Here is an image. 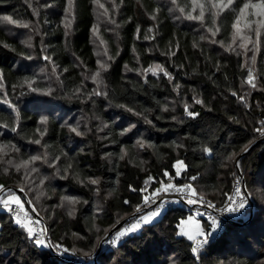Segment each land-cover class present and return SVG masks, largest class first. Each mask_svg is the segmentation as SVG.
I'll return each mask as SVG.
<instances>
[{
  "label": "trees",
  "instance_id": "obj_1",
  "mask_svg": "<svg viewBox=\"0 0 264 264\" xmlns=\"http://www.w3.org/2000/svg\"><path fill=\"white\" fill-rule=\"evenodd\" d=\"M239 1L233 5L237 10ZM178 3L189 5V0ZM97 5L93 0H74L75 17L70 13L71 28L65 36L62 21L67 0H0V17L11 16L39 29L30 45L25 43L29 28L0 20L4 84L0 89V125L9 124L8 129L0 126V142L19 149L10 153L20 161L45 151L50 159L60 156L56 164L61 175L56 176L55 167L48 166L45 171L54 179L41 188L51 207L46 212L47 221L52 240L80 255L96 252L101 237L135 213L137 204L146 209L143 197L160 187L161 182L168 183L169 177H173L172 183L183 184L196 176L191 183L197 192H203L217 205L223 204L232 191L233 173H238L237 157L249 140L252 144L260 140L255 128L264 119V44L257 59L259 88L245 105L238 99L244 94L246 76L241 55L211 42L230 41L235 13H221L217 19L221 31L215 38L201 41L200 36L209 37L206 25L210 26L211 17L206 12L203 23L182 19L183 14L172 0H116L115 8L111 0L107 2L109 15L116 21L112 24L106 17L109 22H100L99 27L101 40L112 57L110 67L102 73V91H108V95L88 98L93 89L86 76L98 67L91 31L98 21ZM156 7L159 12L153 20L151 14ZM146 35L155 39L145 40ZM172 52L175 55H166ZM45 55L51 59L45 60ZM154 63L167 68L172 80L163 73L154 76L149 72L145 78L134 71ZM43 68L48 69L47 74ZM32 76L36 77L32 87L51 88V94L31 92L23 79ZM78 87L82 94L73 95ZM3 100L15 104L16 109ZM184 103L199 115L188 117ZM17 111L19 125L13 132ZM41 116L48 117L46 125ZM77 123L85 135L70 131L68 124ZM45 126L47 133L41 138L36 129L43 131ZM124 128L129 130L122 135ZM36 139H41V144L34 143ZM137 140L152 146L140 148ZM122 147L127 149L123 159ZM206 147L212 152H206ZM233 153L235 158L228 159ZM177 160L187 165L179 176L175 175ZM239 162L245 185L249 193H254L256 213L252 215L249 209L236 222H227L225 231L201 250L198 259L191 252L193 242L179 235L177 228L179 220L193 210L176 206L124 237L112 249L104 250L93 264H264V141H259ZM68 164L72 168L64 178L63 169ZM5 167L9 168L7 173ZM77 174L81 179L92 177L100 183L91 185L86 180L80 184L75 179ZM23 176L13 166L0 162V184L20 188ZM149 176L154 179L145 183ZM38 188L32 191L34 196ZM65 196L80 198L73 216L59 205ZM97 208L103 211L97 213ZM88 260L81 257L71 261L74 263L63 261L46 247L35 246L15 224L14 217L0 211V264H91Z\"/></svg>",
  "mask_w": 264,
  "mask_h": 264
},
{
  "label": "snow or ice",
  "instance_id": "obj_2",
  "mask_svg": "<svg viewBox=\"0 0 264 264\" xmlns=\"http://www.w3.org/2000/svg\"><path fill=\"white\" fill-rule=\"evenodd\" d=\"M95 4H99L100 8L104 9L103 15L107 17L108 20L111 21L112 24H115L116 21L112 20L111 16L109 15V9L105 7L104 4L100 3V0H93ZM113 8L116 7V0H111ZM172 3L174 7L182 13L184 16H186L189 19L204 22L206 12L211 17L210 26L206 25L207 33L210 34V37L206 36H200V40L203 41L206 38H215L217 34L221 31L220 27L217 25V19L220 17L221 13H224L225 10L234 12V19L231 23V39L230 41L225 44V41L220 39H211V42L214 44H220L226 47V49L229 52L236 51L237 49L243 50V55L245 57V64H250L254 66L257 63V53L260 52L261 49V36H262V30H264V0H243L242 3L239 4L238 10L233 7V5L236 3V0H189V5L181 6L178 3V0H172ZM74 0H67V6L65 7V20L62 21L65 28V36L68 35V31L71 28V20L68 19L67 14L71 13L72 18L74 19L75 13L72 10L73 9ZM47 7V5H45ZM33 12L36 15H39V12L36 8H33ZM159 12V7H156L153 10V13L151 14V19L155 20L157 17L155 13ZM99 19V18H98ZM0 20L9 21L13 25H19L22 22L14 20L11 16H5L0 17ZM24 27H27L28 24L25 22L23 23ZM39 30L38 27L36 29ZM111 30V29H110ZM91 31L95 36H99V30H98V23H94L92 25ZM151 31V29H149ZM140 33V26L137 25L136 27V37L139 38ZM253 34L255 39H253ZM145 40L148 39H155V36L149 37L145 36ZM25 43H29V41H25ZM100 43H104L103 40H100ZM251 44V48H249V45ZM194 46H196L194 44ZM5 47H8V45H5ZM133 51H135V48H133ZM150 51V50H149ZM251 51L252 55L251 57L248 56V52ZM107 52V49L105 48V53ZM175 55L174 52L172 53H166V55ZM240 53L237 52V55ZM23 55V53H21ZM31 59V57H28ZM45 60H50L51 57L45 55ZM112 57H107V60L110 61ZM96 64L98 65L96 71L92 73L87 78L94 81L97 87L93 89L91 93H88V98H91L93 95L95 96H107L108 91H100V86L104 85V79L101 74L102 70L107 71V69L110 67V64L107 61H102L100 59H97ZM125 69L127 70V65H125ZM56 65L53 62L52 64V71L55 72ZM67 71V69H65ZM134 71L140 72L141 75H144L145 78L147 76V73L151 72L154 76L159 75L160 73H163L164 76L168 77L169 80H172V74L165 68L162 64L154 63L150 64L147 68H137L134 69ZM254 68L248 67L247 68V75L245 83L249 85L251 88H256L257 85L255 83V80L257 77L253 74ZM3 80V73L2 70H0V89L4 88V84L2 82ZM36 80L35 76L32 77H25L23 79V83L28 86L29 90L31 92H47V94H51V88L48 89H38L32 87V83ZM176 88L179 87V85L175 86ZM82 94L81 89L78 87L75 89L73 95ZM6 95V93H5ZM233 96H237L236 92H232ZM195 99V97H193ZM238 99L243 102L245 105H248V101L244 95H239ZM5 103L10 104L12 109H16L15 104H11L10 101H4ZM197 103H203L202 100L196 101ZM122 107H127L123 106ZM167 106H165V109ZM184 112L188 117H196L199 115V113L190 110L189 105L187 103L183 104ZM128 111H135L134 109L129 108ZM136 115H141V113L136 112ZM173 120L176 119L175 116L172 117ZM40 120L44 122V124H47L48 117L41 116ZM151 123V121H149ZM19 125V112H16V123L11 127V131L16 132L17 127ZM3 128L8 129L9 124L3 123ZM68 127L71 132L75 133L77 136H83L85 135L84 132L79 130V124L76 125L68 124ZM129 127H134V125H130ZM129 129L124 128L121 132L123 133L127 132ZM255 131L259 133L261 136H264V119H261L259 121V127L255 128ZM36 132L39 134V137L43 138L45 134L47 133V127H44V130L41 131L40 128L36 129ZM10 143V142H9ZM37 145L41 144V139H36L34 141ZM253 143L252 140H249L246 145H244L241 149L242 152H246L249 148V146ZM136 144L140 148H144L145 146L151 147V143L145 140H137ZM3 143L0 142V162H4L5 160V153L3 152ZM47 146L45 145V148ZM12 148L15 151H19V149H16L14 145H12ZM206 152L211 153L212 149L206 147L204 149ZM127 154L126 148H121V159L124 158V155ZM235 153L230 154L228 159H234ZM60 160V156H55L54 158L49 157V153L45 151L43 155H30L26 160H21L19 163H14L13 160L8 159L6 163L10 166H13L17 172H20L21 168L24 169V176L22 178V183L20 185V191H24V184L27 183L28 185L38 187L36 185H33V182L29 177L33 173H38V168L34 166L35 162L42 161L44 164H51V166L55 167V175L60 176L61 175V168L57 166L56 162ZM236 166L239 168L240 162L237 160ZM31 165V167H30ZM175 168H176V176H179L181 174V170L185 169L187 165L184 164L183 161L177 160L175 162ZM72 168L71 164H68L64 169V178H67L69 169ZM4 171L7 173L9 171L8 167L4 168ZM164 175L167 176V171L164 172ZM234 176V189L233 193L231 195H227V203L217 209V212H230V213H236L239 212L241 209H244L247 202V199L245 198L244 193L241 190L240 187V178L235 176V173H233ZM47 176H43L39 179V185H43L45 180H47ZM75 179L80 184H85L86 180L87 182H90L91 185H99L100 181L98 179L88 177L85 179H81V177L77 174L75 175ZM154 179L153 177L149 176L148 180L145 181L147 183L148 181ZM173 177H169L168 183L161 182V186L155 188L150 194L145 195L143 197L142 203L145 206L149 205H155L154 208H151V210L147 212H143L141 205H136V212L141 213L138 216H134L131 218V222L126 224L124 227H121L119 229L115 228V225H113L114 234L111 236L110 239H105L104 242L111 244V245H117L120 241V239L130 233H134L138 230H140L144 225L149 224L152 222L156 217H159L161 213L165 210V198L161 195L167 194V193H174V194H180L182 195L186 200L188 204L191 205H199V204H206L208 208H216V205L213 204L211 201H208L205 199V195L203 192H197L196 187L193 186L191 181H195L197 179L196 176H192L189 178L190 182L184 183V184H175L172 183ZM131 188V185H129ZM31 190V188H29ZM135 190V189H133ZM96 191L99 192V188H96ZM141 192L146 191V189H141ZM45 195V192L38 188L35 194V199L39 200L42 196ZM111 195V193H109ZM62 201H67L69 204L68 209V215L73 216L76 214V208L74 207L75 204L80 202V198L75 196H68V197H62ZM160 201L157 203V201ZM84 203H87V201H83ZM127 203V201H125ZM0 205H2L5 209H7L9 212L13 211V205H15L17 208H22L23 203L21 201L20 195L16 193L14 188L12 186H6L4 184H0ZM33 208H36V205L33 204ZM97 213L103 211L101 208L96 209ZM201 213L199 209H196L195 216L188 215L186 218H181L178 222L177 228L179 229L178 234L186 236L190 241L193 242V245L191 247V252L196 255V258H199L201 249H203L206 245H209L210 240L213 239V233L216 232L218 229L221 228V221L218 218L217 215H213L211 212H204L203 216H206L207 221V227H205L203 224H201L200 219H196V216H200ZM23 219L21 218V213L17 211L15 213L14 222L15 224L20 227L22 230L26 232V235L29 239L32 240L33 244L37 247H49V248H55L57 253L63 254L67 252V249L64 248L61 244H51L48 242L46 230L43 228H40L37 230L33 227V225L36 223V220L29 219V215L27 212L23 213ZM210 222V223H209ZM99 239V237H98ZM75 251V249H73Z\"/></svg>",
  "mask_w": 264,
  "mask_h": 264
},
{
  "label": "rangeland",
  "instance_id": "obj_3",
  "mask_svg": "<svg viewBox=\"0 0 264 264\" xmlns=\"http://www.w3.org/2000/svg\"><path fill=\"white\" fill-rule=\"evenodd\" d=\"M109 0H100V3L101 4H104L105 5V7H109V5H107V2H108ZM237 1H239V0H236V3H237ZM241 1V3L243 2V0H240ZM239 1V2H240ZM235 3V4H236ZM103 12H104V9L103 8H100V6H99V4L97 5V11H96V16H97V23H98V30H99V27H100V22H106L107 23V19H106V17L103 15ZM67 17H68V19L69 20H71V22H72V19H71V17H70V13H68L67 14ZM99 18V19H98ZM181 18L182 19H185V20H187V21H194V22H197L196 20H192V19H189V18H187L186 16H184V15H181ZM64 20H65V18H64ZM109 22V21H108ZM198 22H200V21H198ZM24 23V22H23ZM23 23H22V26H23ZM28 24V26L26 27V28H29V31L28 32H26L25 33V35H26V37H25V39H26V41H29V44L31 45L32 44V41H33V38L35 37V33H38V31L35 29L37 26L36 25H34V24H31V23H27ZM15 27H18V25H14ZM31 28H34L35 30H31ZM34 31V32H33ZM207 35L210 37V34L209 33H207ZM253 39H255V37H254V34H253ZM100 40H101V37H100V35L99 36H95L94 35V40H93V42H94V45H95V51H96V54H97V57H98V59H100V60H102V61H107V62H109L108 60H107V57H109V54H108V51L105 53V48H106V45H105V43H100ZM263 44H264V30H262V36H261V47L263 46ZM249 48H251V44L249 45ZM107 49V48H106ZM261 50V49H260ZM234 52H239L240 53V55H241V57H242V61H243V66L245 67V69H246V75H247V68L248 67H253L254 68V75L257 77V79L255 80V83H256V85H257V87L256 88H251L249 85H247L246 83H245V80H246V76H245V79H244V81H243V95L246 97V99H247V101H248V105H249V101H250V96H251V94H252V92L255 90V89H258L259 88V81H258V74H257V63L254 65V66H252L251 64H250V62L248 63V64H245V57H244V55H243V50L242 49H237L236 51H234ZM258 54L259 53H257V59H258ZM251 55H252V52L251 51H249L248 52V56L249 57H251ZM43 70H44V72L47 74L48 73V69H46V68H43ZM44 73V74H45ZM94 73V72H93ZM103 73V70H102V72H101V74ZM92 74V73H91ZM90 74V75H91ZM90 75H87L86 76V80H87V82H89V84L91 85V87H92V89H95L96 87H97V85L95 84V82L94 81H92V80H90V79H88L87 77L88 76H90ZM46 78H49L48 76L46 77ZM103 85H101L100 86V91H102V89H103ZM3 101H6V100H3ZM7 101H9V100H7ZM12 150H13V148L9 145H4V147H3V152L5 153V160H4V162H6L8 159H11V160H13V162L14 163H19L20 162V160H18V159H16V157H14V153H10V152H12ZM35 155H41L42 156V154H40V153H36ZM10 166V165H9ZM34 166L35 167H37L38 168V173H33L30 177L32 178V182H34V181H38V187L41 189L42 187H43V185H39V179L41 178V177H43V176H47L48 177V179L47 180H45V182H51L52 181V179H54V177H52V174L50 173V172H48V171H45V169L48 167V166H50L51 167V164H44L42 161H37V162H35V164H34ZM30 167H31V165H30ZM20 172H21V174H24V169L23 168H21V170H20ZM44 182V183H45ZM21 185V184H20ZM36 185V184H35ZM29 188H31V190H29ZM35 189V187L34 186H31V185H28L27 183L26 184H24V191L27 193V195H28V197H29V199H30V201H31V208H33V204H35L36 205V208L34 209L36 212H37V214L39 215V216H41L42 218H45V219H47V216H46V212L51 208L50 207V205L46 202V199L48 198L46 195H44V196H42V198H41V201L39 202V200H36L35 199V196L33 195V193H32V191ZM44 190V189H43ZM251 193V192H250ZM19 195V194H18ZM46 196V197H45ZM251 196H252V198H253V202L250 204V206H249V208L247 209V210H249V209H251L252 210V212L253 213H256V209H257V205H256V200H255V197H254V193H251ZM21 197V196H20ZM65 197H68V196H65ZM21 201H22V203H23V205L26 207V209H29V206H28V203L27 202H25V199L24 198H22L21 197ZM59 205H61V206H63V207H65L66 209H69V204H68V202L65 200V201H62V200H60V202H59ZM75 206V205H74ZM151 206L152 205H149V206H147V207H145L146 209H142V211L143 212H147V211H149V210H151ZM152 208H154L153 206H152ZM194 211L192 212V214H190V215H193V216H195V213H196V209H193ZM166 211V209L161 213V214H163L164 212ZM201 213V215L200 216H196V219H200L201 220V224H203L205 227H207V224H206V221H207V218H206V216H203V212H200ZM8 214H10V213H8ZM141 213H138V215H140ZM137 215V216H138ZM158 217H156L154 220H156ZM153 220V221H154ZM152 221V222H153ZM131 222V219L130 220H128L125 224H123L121 227H124L126 224H128V223H130ZM210 223V222H209ZM120 227V228H121ZM137 232V231H136ZM107 234V233H106ZM106 234H104L102 237H101V239H100V241H99V245H98V249H97V251L96 252H93L92 254H90L89 253V255H87V253H82V255H80L79 253H77V254H79L81 257H86L87 259H89L88 261L91 263V264H93L94 263V261H95V257L97 256V252H98V250H99V248H100V245H101V241H102V239L104 238V236L106 235ZM131 234V233H130ZM129 235V234H128ZM128 235H126V236H128ZM126 236H124V237H126ZM124 237H122L121 239H120V241L124 238ZM110 239V238H109ZM119 241V242H120ZM116 245H111V244H108V243H105V242H103V245H102V250H101V252H100V254L104 251V250H107V249H112L113 247H115ZM46 247V246H45ZM47 248V247H46ZM73 252H75V251H73ZM99 254V255H100ZM98 258H99V256H98Z\"/></svg>",
  "mask_w": 264,
  "mask_h": 264
},
{
  "label": "built area",
  "instance_id": "obj_4",
  "mask_svg": "<svg viewBox=\"0 0 264 264\" xmlns=\"http://www.w3.org/2000/svg\"><path fill=\"white\" fill-rule=\"evenodd\" d=\"M259 137L262 138V139H264V136L259 135ZM235 175H236V177H239L240 178V182H241L240 183V187H241V190L244 193L245 198L247 199V202H248L246 204L245 208L244 209H241L239 212H236V213H230V212H219L218 213L217 212V209L223 207L227 203V198L225 199V201L223 202V204L217 205L212 200H210L209 198L205 197L206 200L211 201L213 204L216 205V208H208L206 204H199V205H191V204H189L188 205L187 200L182 195H180V194H174V193H167V194H163L162 193L161 194L165 198V200H166L165 209L167 210L168 208H171V207L181 206V207H185L187 209H192V210L198 208L200 212H203L204 213V212L207 211V212H211L213 215H217L218 218L221 221V228L218 229L216 232L213 233V237L214 238L210 240V243H211L220 234H222L225 231L226 226H227V222H228L227 219L237 220L238 218L244 216L245 213L247 212V209L249 208L250 204L253 202V198H252L251 194L249 193V191H248L245 183L242 181L239 172L238 173H235ZM233 189H234V182H233V186H232V191H231V193L229 195H231L233 193ZM25 202L28 203L29 209H26V207L24 205H23L22 208H17L15 205H13L12 206L13 207V211L12 212H9L2 205H0V211H3L5 213H10L13 217H15V213L17 211H19L21 213V218L22 219L24 218L23 217V213L24 212H27L28 215H29V219L36 220V223L33 225V227L36 228L37 230H39L40 228L45 229L46 230V234H47V238H48V242L51 243V244H54V245L55 244H61V245H63L64 248L67 249V252L66 253H63V254H60V253H57L56 252L55 248H49V247L46 246L47 249H49L52 253L56 254L61 259L68 260V261H79L81 259V256L79 254H77L76 252H73L72 250H70L65 244H63V243H57V242H54L52 240L51 232H50V227L47 224V219L42 218L41 216H39L37 214V212L33 208H31V201H30L29 198L28 199H25ZM159 202L160 201L158 200L157 203H159ZM152 206L155 207V205H152ZM145 207H147V206H145Z\"/></svg>",
  "mask_w": 264,
  "mask_h": 264
},
{
  "label": "water",
  "instance_id": "obj_5",
  "mask_svg": "<svg viewBox=\"0 0 264 264\" xmlns=\"http://www.w3.org/2000/svg\"><path fill=\"white\" fill-rule=\"evenodd\" d=\"M259 141H264V139H262V138H260V140H257L254 144H252L251 146H249V148H248V150L246 151V152H242L238 157H237V160L238 161H240V159L242 158V157H244ZM236 160V161H237ZM237 169H238V172H239V174H240V176H241V179H242V181L245 183V179H244V176H243V174H242V172H241V170H240V167L238 168L237 167ZM13 188H14V190L16 191V193L17 194H19L22 198H24V199H28L29 197H28V195H27V193L25 192V191H23V192H21L20 191V188L19 187H17V186H12ZM189 205V204H188ZM151 208H152V206H151ZM252 215H253V212L251 213ZM138 215V213L137 212H135V213H133V214H131V215H129L128 217H126V218H124L123 220H121L116 226H115V228L116 229H119L123 224H125L128 220H130L132 217H134V216H137ZM251 215V216H252ZM227 221L228 222H236L235 220H231V219H227ZM47 224L49 225V222L47 221ZM114 230L115 229H113V228H111L108 232H107V234L104 236V238L102 239V241H101V245H100V248H99V250H98V252H97V256L95 257V262H97V260H98V256H99V254H100V252H101V250H102V245H103V242H104V240L105 239H109V238H111V236L114 234ZM60 258V257H59ZM61 259V258H60ZM61 260H63V261H67V262H71V261H68V260H64V259H61ZM71 263H74V262H71Z\"/></svg>",
  "mask_w": 264,
  "mask_h": 264
},
{
  "label": "crops",
  "instance_id": "obj_6",
  "mask_svg": "<svg viewBox=\"0 0 264 264\" xmlns=\"http://www.w3.org/2000/svg\"><path fill=\"white\" fill-rule=\"evenodd\" d=\"M184 169H182L181 171H183Z\"/></svg>",
  "mask_w": 264,
  "mask_h": 264
}]
</instances>
